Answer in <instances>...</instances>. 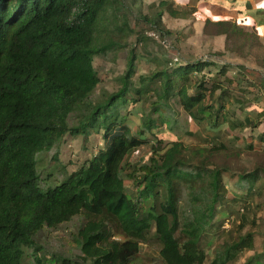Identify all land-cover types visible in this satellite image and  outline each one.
I'll return each mask as SVG.
<instances>
[{"label": "trees", "instance_id": "trees-1", "mask_svg": "<svg viewBox=\"0 0 264 264\" xmlns=\"http://www.w3.org/2000/svg\"><path fill=\"white\" fill-rule=\"evenodd\" d=\"M148 7L143 18L156 31L165 12L192 19L195 11L205 16V34L225 36L226 50L264 51V0H150ZM132 32L118 0H0V264H22L25 255L52 264L37 234L77 218L72 239L91 264H133L153 239L156 264H205L212 230L218 242L209 264H229L245 250L252 253L242 264H264V221L230 220L231 205L241 201L243 213L264 194V164L234 169L218 161L242 154L235 142L243 150L264 142L263 132L240 135L259 124L251 107L264 77L132 47L116 89L95 96L102 81L95 57L115 59ZM140 59L152 65L139 71ZM258 63L264 67V56ZM180 131L199 132L204 144L189 146ZM78 137L94 151L70 170L61 150ZM141 146L151 152L137 163ZM225 210L228 227L216 222Z\"/></svg>", "mask_w": 264, "mask_h": 264}, {"label": "rangeland", "instance_id": "rangeland-1", "mask_svg": "<svg viewBox=\"0 0 264 264\" xmlns=\"http://www.w3.org/2000/svg\"><path fill=\"white\" fill-rule=\"evenodd\" d=\"M118 1L120 3V7L123 10V14L128 16L130 19L133 32L129 38V45L126 47V49L120 51L115 59L95 57L94 64L99 68L102 78V81L99 83L94 92L95 96L100 94L103 89L108 91L116 89V77L125 69L128 63V52L132 49V47H135L138 55H142L143 53H154L159 59H169L172 61L174 60V57H177L178 60L190 57H202L214 60L218 63L230 64V66H233L237 69L244 67L250 71V75H252V77H264V67L258 63L263 58L264 51L262 49L249 50L247 46L241 47V52H237L236 50H226L224 48V35H209L203 32L205 18L204 15H198L194 13L195 11H192L189 12L193 15L192 19L189 18L188 20H185L176 18L170 15L168 12H165L162 16V24L160 26L161 29L157 30L160 34H163L168 39L170 46L165 47L157 39L151 38L149 32L155 30L156 28L147 19L143 18V15L149 11L148 2H150V0ZM180 8L184 9L185 6H180ZM196 10L199 11L197 7ZM263 26L264 25L261 27ZM244 28L251 30L250 26H245ZM242 43V41L238 40L237 44L233 43V45H242ZM262 43H264V36L262 37ZM151 65V61L142 59L138 66V70L140 71L142 68L147 69ZM229 73L234 75L233 70H230ZM259 93L262 95L261 100L257 105L251 107V117L254 121H258L257 123L259 124L253 129L248 127L244 130V132L240 133V135H244L245 138L247 137L246 134H253L256 136L262 132L264 133V115L261 116L259 113V111L264 112V88H262ZM247 100H250L249 102L251 103L253 98ZM180 133L181 135L178 136L181 137V139L191 147L204 144L202 139L203 136L199 132L196 134H187L180 131ZM91 140L93 144H100L101 137L92 135ZM254 143L256 145L255 150H243L241 147L244 146V142H235L234 147H239L238 149L242 151V154L240 156H234L231 158H219L218 161L220 163H226L234 169L251 168L255 164H264V142L260 143L256 138ZM93 151L94 147L92 146H89L87 150L82 149L80 137L73 140L69 139L62 146L61 159L65 163H68V168L72 170L78 167L80 163L86 157L90 156ZM150 152V146H141L136 151L134 160L137 163H141L146 160ZM225 179L229 182V188L233 189L231 183L233 180L229 179L228 177H225ZM257 202L259 203L258 205H256ZM250 205L252 208L248 211L245 210L243 213L238 211V209L242 206L241 201H239L236 205H231L230 208L234 211V216L233 218H230V220H238L241 214H246L248 219L251 220L254 214L255 219L260 221L259 224H263L264 194L260 197H254L251 200ZM228 215L229 214L226 210L223 211L217 216L216 222L220 225L223 220L225 221ZM80 222L81 219L77 218L73 222L63 223L56 229L46 228L37 234V241L44 245L42 256L44 257L45 262L55 264L56 260L59 258L71 257L73 260L78 259V264H91L89 261H85L81 256H79V251L72 239V235L76 233L77 226L80 224ZM213 232V230L210 231L205 236L203 241V246L208 253V259L205 264L210 263V260L213 256V247L218 242L217 235ZM257 243H260V239L259 242L257 240ZM159 247V243L154 239L149 244H143L141 256L133 264H156L157 261H155L152 257L158 254ZM26 251L28 252L27 249ZM251 253V251L247 250L240 252L238 256L229 264H242L246 257ZM22 264H32L29 256H24Z\"/></svg>", "mask_w": 264, "mask_h": 264}, {"label": "built area", "instance_id": "built-area-1", "mask_svg": "<svg viewBox=\"0 0 264 264\" xmlns=\"http://www.w3.org/2000/svg\"><path fill=\"white\" fill-rule=\"evenodd\" d=\"M149 35L151 37H153L154 39H157L163 46H165V47H169L170 46L166 36H164L163 34H160L158 31L152 30V31L149 32ZM174 60L176 61V60H178V58L174 57ZM224 223H225V226L228 227V221H225Z\"/></svg>", "mask_w": 264, "mask_h": 264}, {"label": "crops", "instance_id": "crops-1", "mask_svg": "<svg viewBox=\"0 0 264 264\" xmlns=\"http://www.w3.org/2000/svg\"><path fill=\"white\" fill-rule=\"evenodd\" d=\"M212 16H214V14H216V12L213 11V9H210L209 8V11H208ZM185 20H188V19H185Z\"/></svg>", "mask_w": 264, "mask_h": 264}]
</instances>
